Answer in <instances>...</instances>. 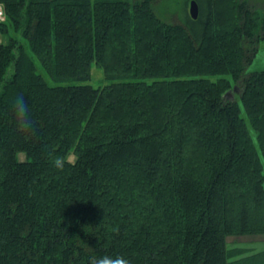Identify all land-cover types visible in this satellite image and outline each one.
Here are the masks:
<instances>
[{"label":"trees","instance_id":"trees-1","mask_svg":"<svg viewBox=\"0 0 264 264\" xmlns=\"http://www.w3.org/2000/svg\"><path fill=\"white\" fill-rule=\"evenodd\" d=\"M158 1L0 0V264H264V0Z\"/></svg>","mask_w":264,"mask_h":264},{"label":"rangeland","instance_id":"rangeland-1","mask_svg":"<svg viewBox=\"0 0 264 264\" xmlns=\"http://www.w3.org/2000/svg\"><path fill=\"white\" fill-rule=\"evenodd\" d=\"M154 9L156 10L157 14H159L161 17L167 16L169 18L170 16L176 13L179 19L180 14H183L185 10L184 0H160L156 4V6H154ZM15 35L17 38L19 37V34H15ZM27 50L31 54L34 61L38 63L37 64L38 72L42 73L48 79L47 75L43 72V70L39 66V62L37 58L33 55L31 50H29V47H27ZM261 69H264V39L259 45L255 58L247 65L248 71H257ZM91 71H92L91 78L88 82L94 86L103 84L104 83L103 70H101V68L94 63V65L91 68ZM233 87L234 86H232L231 87L232 89H230L231 95H225L227 98L231 100L235 97V93L239 91V88L236 85H235V88H236L235 90ZM20 156L23 157L22 154H20ZM68 158L70 161H74L75 159L73 154H70ZM263 173H264V170H263ZM227 239L229 242V246L230 245L231 246H242V247L249 248L250 250H253V251L264 250V235H253L252 234V235H241L240 237L229 236Z\"/></svg>","mask_w":264,"mask_h":264},{"label":"clouds","instance_id":"clouds-1","mask_svg":"<svg viewBox=\"0 0 264 264\" xmlns=\"http://www.w3.org/2000/svg\"><path fill=\"white\" fill-rule=\"evenodd\" d=\"M12 114L16 129L20 132L31 133L34 131V120L32 118L29 103L20 94L12 101ZM51 156V154H50ZM67 156H52L53 166L58 170H63L68 162ZM90 264H130V261L123 255H104L99 258L93 257Z\"/></svg>","mask_w":264,"mask_h":264},{"label":"water","instance_id":"water-1","mask_svg":"<svg viewBox=\"0 0 264 264\" xmlns=\"http://www.w3.org/2000/svg\"><path fill=\"white\" fill-rule=\"evenodd\" d=\"M189 12H190V15L192 18H196L197 17V13H198V8H197V2L195 0H191L190 1V4H189ZM234 90L236 89L235 88V85H234ZM225 95H231L230 94V91H227L225 93Z\"/></svg>","mask_w":264,"mask_h":264},{"label":"built area","instance_id":"built-area-1","mask_svg":"<svg viewBox=\"0 0 264 264\" xmlns=\"http://www.w3.org/2000/svg\"><path fill=\"white\" fill-rule=\"evenodd\" d=\"M0 18H3L2 17V9H1V7H0Z\"/></svg>","mask_w":264,"mask_h":264}]
</instances>
